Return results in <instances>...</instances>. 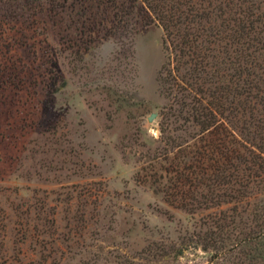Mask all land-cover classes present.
Here are the masks:
<instances>
[{
  "label": "trees",
  "instance_id": "1",
  "mask_svg": "<svg viewBox=\"0 0 264 264\" xmlns=\"http://www.w3.org/2000/svg\"><path fill=\"white\" fill-rule=\"evenodd\" d=\"M60 1L0 0L1 137L10 130L4 125L16 128L25 119L36 122L34 114L20 112L38 106L35 94L20 90L9 95L10 86H24L26 80L8 73L11 48L3 25L18 22L21 16L27 27L36 19L45 23ZM74 1L77 16L89 21L93 35L102 34L103 40L118 42L122 48L133 46L141 24L161 30L162 64L155 83L157 96L165 103L158 108L157 138L134 139L143 162L133 180L136 186H148L167 207L191 219L200 215L192 229H181L173 238L156 236L136 255L117 256L114 264H264V0ZM137 80L138 70L133 82L124 84L123 93L135 89ZM65 87L64 81L46 86L53 94ZM117 92L106 90L119 112L126 100ZM34 128L29 126V139ZM44 152L42 148L40 154ZM89 185L95 186L82 185L81 180L72 184L67 205L73 221L104 220L105 192H92ZM8 209L16 219L23 214L18 207ZM32 209L31 220L11 219L10 225L20 227L19 247L34 248L31 255L47 262L46 241L60 232L58 223L36 216L37 209ZM50 242L57 247L65 244L58 238ZM198 251L201 257L195 254ZM106 254L97 246V252L79 264H107Z\"/></svg>",
  "mask_w": 264,
  "mask_h": 264
},
{
  "label": "rangeland",
  "instance_id": "2",
  "mask_svg": "<svg viewBox=\"0 0 264 264\" xmlns=\"http://www.w3.org/2000/svg\"><path fill=\"white\" fill-rule=\"evenodd\" d=\"M76 3L61 0L45 23L36 19L27 27L22 25L27 19L21 16L19 23L3 25L11 48L8 73L26 80L24 86H10L9 95L20 90L35 94L38 106L19 110L24 116L34 114L36 122L25 119L16 128L2 127L10 130L0 136V264H79L89 253H96L97 246L107 252L105 262L114 264L117 256L136 255L156 236L173 238L181 229H192L200 216L191 219L167 207L148 186H136L133 180L143 162L134 139L157 138L158 108L165 103L158 98L155 83L162 64L161 30L141 24L133 46L122 48L118 42L103 40L102 34L93 35L89 21L77 16ZM136 70V88L123 93ZM44 77L50 81H42ZM53 80L58 86L64 81L67 87L53 94L46 88ZM107 89L120 90L117 94L125 98L126 106L119 112L107 98ZM153 113L156 117L148 122ZM33 125L36 133L29 139L26 135ZM43 163L46 167H41ZM78 180L82 185L94 184L87 186L92 192H105L103 221L87 217L73 221L67 204ZM11 206L23 213L18 219L8 209ZM32 208L37 209L36 216L58 223L60 232L46 241L47 262L31 255L34 248L19 247L20 227L14 230L10 225L11 219L31 220ZM57 238L65 244L57 247L50 242ZM195 254L201 257L202 253Z\"/></svg>",
  "mask_w": 264,
  "mask_h": 264
},
{
  "label": "water",
  "instance_id": "3",
  "mask_svg": "<svg viewBox=\"0 0 264 264\" xmlns=\"http://www.w3.org/2000/svg\"><path fill=\"white\" fill-rule=\"evenodd\" d=\"M156 117V114H150V116L148 117V122H152L154 120V118Z\"/></svg>",
  "mask_w": 264,
  "mask_h": 264
}]
</instances>
